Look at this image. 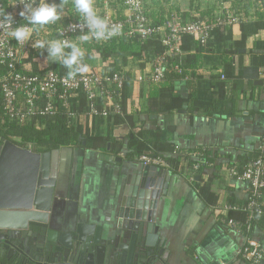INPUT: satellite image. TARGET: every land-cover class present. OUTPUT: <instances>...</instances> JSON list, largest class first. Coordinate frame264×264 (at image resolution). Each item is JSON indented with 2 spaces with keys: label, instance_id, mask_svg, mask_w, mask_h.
Returning <instances> with one entry per match:
<instances>
[{
  "label": "crops",
  "instance_id": "crops-1",
  "mask_svg": "<svg viewBox=\"0 0 264 264\" xmlns=\"http://www.w3.org/2000/svg\"><path fill=\"white\" fill-rule=\"evenodd\" d=\"M143 1L149 17L161 21L169 15L183 19L199 16L209 21L219 10L237 6L232 0ZM71 2L63 1V8ZM93 4L98 12L107 10L117 17L129 14L119 0H93ZM244 11L239 12L244 19L243 34L239 26H231L228 40L225 29H220L208 47L189 44L182 50L176 57L180 66L186 64L189 56H197L195 67L185 77L167 74L166 79L155 85L138 83L137 78L149 70L151 50L141 51L136 58L126 56L123 63H116L128 79L123 117L118 118V123L111 118L80 119L76 129L89 138L101 140L89 146L83 142L57 149V176L48 213L51 229L70 231L84 223L105 230L115 227L118 220L129 222V218H119L121 208L123 212L131 211V206H121L122 200L131 201L148 180V190L159 191L153 222L157 231L151 239L153 245L159 246L166 264H248L238 256L244 236L221 223L222 218L241 217L236 211L223 213L224 205L239 207L247 199L245 185L229 176V167L247 161L257 151L264 153V79L260 69L264 55L260 51L251 53L256 18L252 12L245 15ZM261 34L263 37L264 32ZM242 35L245 49L232 58L231 66L232 74L241 78L223 86L227 109L234 114L229 118L209 117L195 109L194 98L218 99L215 84L223 80L222 54ZM95 62L89 69H102L110 60ZM168 87L187 103L168 111L165 91ZM176 147L180 151L177 171L163 159V155H174ZM144 153L155 154L167 163L168 167H156L163 174L144 172V166L136 160ZM188 153L199 154V158L206 156L207 162L198 163L199 169L193 171L191 166L197 158L190 157L193 159L190 163ZM262 203L264 208V196ZM145 235L143 231L142 243ZM255 235L264 248V232L257 230ZM123 242L128 245V241Z\"/></svg>",
  "mask_w": 264,
  "mask_h": 264
},
{
  "label": "built area",
  "instance_id": "built-area-1",
  "mask_svg": "<svg viewBox=\"0 0 264 264\" xmlns=\"http://www.w3.org/2000/svg\"><path fill=\"white\" fill-rule=\"evenodd\" d=\"M33 2L38 3L39 0H33ZM49 2L57 3L56 0H49ZM23 3L24 0H6L0 3V9L7 10L14 16L16 22L14 27L26 23L19 15ZM257 3L262 4L261 1ZM68 5L67 8H63L60 20L37 27L26 43H17L7 35L5 30H0V67L5 69L0 73L1 124L31 125L37 130L42 127V119L53 117L60 112L66 124L71 128H76L78 121L83 118L107 119L110 114L123 116L121 91L128 82L126 73L123 71L111 73L103 69L92 68L85 73H76L70 78L69 70L59 73L45 62V66L35 74L18 70L30 51L42 50L33 47L38 40L44 42L68 40L76 43L83 50L82 44L84 43L101 45L125 38H137L141 42L156 39L165 51L162 55L149 59L148 72L140 75L137 82L158 84L163 80L165 70L181 73L180 65L171 64L168 60L182 53L180 47L184 36H190L200 47H206L212 38L213 30L234 26L243 19L241 13H236L231 8V10L223 8L209 21H203L199 16L183 19L177 15H169L164 17V22L160 26H153L143 0H119V5L129 13L128 15L117 17L107 10L96 11L99 16L107 20L109 28L114 25L119 26L118 34L108 39L96 40L90 37L84 41L80 37L88 30L83 27L84 22L76 12L73 2ZM252 15L254 16V12ZM262 79H264V72ZM81 98L85 100L83 113L78 109ZM11 140L18 142L19 139L11 138ZM173 154L179 159V148L176 147ZM187 155L195 159L200 156L193 153ZM183 156L186 157V154L183 153ZM136 160L142 166L168 167L162 158L152 153L140 154ZM199 166L200 164L196 163L191 167L193 171H196ZM228 173L230 177L245 184L247 199L244 205L239 207L231 204L224 205L222 212L228 214L232 211H241L246 214V220L242 223L231 218H222L221 223L233 232L244 236V243L238 251V256L242 260L248 264H263L264 248L257 240L246 234L250 231V222L254 216L263 213L261 199L263 198L262 190H264V162L258 158L248 163L242 171H239L237 167H230Z\"/></svg>",
  "mask_w": 264,
  "mask_h": 264
},
{
  "label": "water",
  "instance_id": "water-1",
  "mask_svg": "<svg viewBox=\"0 0 264 264\" xmlns=\"http://www.w3.org/2000/svg\"><path fill=\"white\" fill-rule=\"evenodd\" d=\"M57 164V149L40 154L0 138V254L36 264H166L151 239L157 231L153 222L159 191L148 190V180L131 201L122 200L121 206H131V211L121 208L119 218L129 222L118 220L105 230L84 223L70 231L51 229L48 213ZM144 172L164 173L149 166Z\"/></svg>",
  "mask_w": 264,
  "mask_h": 264
},
{
  "label": "trees",
  "instance_id": "trees-1",
  "mask_svg": "<svg viewBox=\"0 0 264 264\" xmlns=\"http://www.w3.org/2000/svg\"><path fill=\"white\" fill-rule=\"evenodd\" d=\"M6 0H0L1 2H5ZM65 2H69L70 0H63ZM261 1L263 4H258L257 2ZM57 3L61 2V0H56ZM235 3H237V6H232V10L236 13L240 12V10H245L244 14L249 15V12H254V16L256 18L254 22L255 27V34L253 39V49L251 50V53H254L255 51H260L262 55H264V46L261 44H264V35L262 37L261 32H264V0H234ZM239 9V10H238ZM201 19V18H200ZM151 21L153 23V26H160L164 19L161 21V19H154L151 18ZM244 19L239 20V22L234 26H239L240 31L243 28ZM231 27H225V28H217L212 31L211 36L214 37L219 34L220 29H225V39H230L232 32ZM241 34H243V30L241 31ZM212 40V38H211ZM207 43L206 47H208ZM245 36L242 35L241 39L235 43L234 46L229 48L228 50L223 52V75H221V78L223 80L217 82L215 86H217V94L218 99L212 100V101H201L197 100L194 97V107L195 109L202 110L204 113H206L209 117H218V118H229L234 113L233 110H228L227 105L228 102L223 97V86L224 83L227 81H233L236 83V81L241 78L239 74H232L231 72V66L232 58L234 56H237L240 50L245 49ZM186 44V46H185ZM189 44H194L195 46H199V44L194 40V38L190 36H184L182 38L181 43V51L186 50V47H188ZM82 47L84 48L85 54L81 60L82 65H86L87 69L89 67H94L96 64V60L101 61H108L110 62L102 68L104 71H109L111 73L119 72L121 71L120 67L116 63H123L125 61L126 56L129 57H137L140 55L141 51H148L150 54V59L153 56L162 55L165 51V48L160 44V42L156 39H150L145 42L139 41L137 38L133 39H122L120 41H110L105 44H90V43H84L82 44ZM204 48V47H203ZM69 51V50H68ZM178 55H174L173 57L169 58V62L171 64L176 65V57ZM50 60V61H49ZM264 60V58H263ZM262 60V62H263ZM44 61H46V65H49L53 68L56 72L62 73L66 72L67 68L63 66L62 63L59 62H53L52 59L47 58L46 50H32L30 51L26 58L23 60L18 67V70L23 71L24 73H38L40 71V68L42 69L45 64ZM197 56L192 55L187 58V62L185 65L180 66L182 71L180 74L174 73L170 70H165L164 72V78L168 76L167 74H170L172 77H185V75L188 73V70L195 67L194 62L196 63ZM43 65V67H42ZM178 65V64H177ZM261 73L264 72V62L261 64ZM5 69L3 67H0V73H2ZM85 73V72H81ZM169 75V76H170ZM155 85V84H153ZM214 86V85H213ZM167 92L166 97L169 99V103L167 104L166 109L168 111H172L175 108L179 109L183 106L184 103H187V100L180 99L178 96L172 93V88L168 87L165 89ZM122 102H121V108L122 112L124 114L125 109V100L127 97V84H125L122 88ZM1 105V100H0ZM78 109L81 113L85 111V100L80 99V104L78 106ZM123 117V116H122ZM111 119H114L115 123H118L120 121V116L110 114ZM41 127L40 129H34L31 125L27 126H18L15 123H6L1 124V108H0V138H4L5 140L13 142L15 145L24 148L27 145L30 146V150L35 153H47L51 152L52 150L58 149L61 146H69V145H81L83 142H85L86 146H89L90 144H93L94 141L101 140L99 138H89L87 135H84L80 129L71 128L66 124L65 118L62 113L58 112L55 116L44 118L41 120ZM11 138H18L19 142L12 141ZM170 152V151H169ZM155 155V154H153ZM260 158L264 162V153H259L258 151L254 154V156L247 161H244L243 163H236L233 167H237L239 171H242L244 167L251 163L252 161H255L256 159ZM163 159H165L169 164L172 165L173 170L177 171L178 168H180V164L178 161V156L175 155H163ZM206 156L203 158H199L195 160L194 163H201L204 164L207 162ZM188 160L189 157H188ZM193 160V159H191ZM190 160V163L192 161ZM232 167V166H230ZM229 167V168H230ZM244 184V183H243ZM245 185V184H244ZM262 195L264 196V190H262ZM262 196V197H263ZM263 199V198H262ZM261 199V200H262ZM262 203V201H261ZM263 205V203H262ZM263 213L259 215H255L251 223V228L247 236L257 240V236L255 235V231L261 230L262 233L264 232V208L262 206ZM241 215L240 219L238 218H231L238 222H244L246 220V214L241 211H236ZM237 215V214H236ZM230 218V217H229ZM258 241V240H257ZM259 242V241H258ZM260 243V242H259ZM261 244V243H260ZM0 264H36L34 262L25 260L23 258H7L6 254L0 255Z\"/></svg>",
  "mask_w": 264,
  "mask_h": 264
},
{
  "label": "clouds",
  "instance_id": "clouds-1",
  "mask_svg": "<svg viewBox=\"0 0 264 264\" xmlns=\"http://www.w3.org/2000/svg\"><path fill=\"white\" fill-rule=\"evenodd\" d=\"M22 10L19 15L26 23L16 25L12 13L0 9V30H5L7 35L13 38L17 43H26L30 40L37 27H43L61 19L63 10V0L61 3H50L49 0H39L34 3L33 0H24ZM73 6L76 12L83 20V27L88 31L80 37L81 40H88L90 37L96 40L108 39L119 32V26L109 28L105 18L99 16L93 4V0H73ZM34 48L45 49L47 58L53 62L62 63L69 69L68 76L71 78L76 73L86 72L87 66L81 64L84 51L76 43L68 40H51L48 42L36 41ZM68 49L69 51H65Z\"/></svg>",
  "mask_w": 264,
  "mask_h": 264
},
{
  "label": "rangeland",
  "instance_id": "rangeland-1",
  "mask_svg": "<svg viewBox=\"0 0 264 264\" xmlns=\"http://www.w3.org/2000/svg\"><path fill=\"white\" fill-rule=\"evenodd\" d=\"M50 61V60H49ZM45 63H46V61H44ZM42 67H43V65H42ZM41 69V68H40ZM17 142V141H16ZM18 142H19V140H18Z\"/></svg>",
  "mask_w": 264,
  "mask_h": 264
}]
</instances>
